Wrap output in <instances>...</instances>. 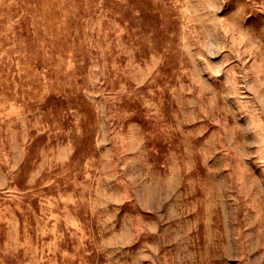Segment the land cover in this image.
I'll return each instance as SVG.
<instances>
[{
  "label": "rangeland",
  "instance_id": "obj_1",
  "mask_svg": "<svg viewBox=\"0 0 264 264\" xmlns=\"http://www.w3.org/2000/svg\"><path fill=\"white\" fill-rule=\"evenodd\" d=\"M0 264H264V0H0Z\"/></svg>",
  "mask_w": 264,
  "mask_h": 264
}]
</instances>
